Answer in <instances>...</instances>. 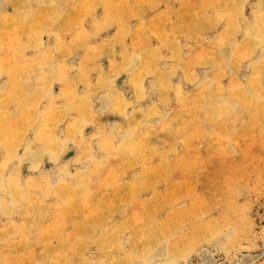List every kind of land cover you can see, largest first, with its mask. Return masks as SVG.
Masks as SVG:
<instances>
[{
  "label": "rangeland",
  "instance_id": "rangeland-1",
  "mask_svg": "<svg viewBox=\"0 0 264 264\" xmlns=\"http://www.w3.org/2000/svg\"><path fill=\"white\" fill-rule=\"evenodd\" d=\"M0 264H264V0H0Z\"/></svg>",
  "mask_w": 264,
  "mask_h": 264
},
{
  "label": "bare ground",
  "instance_id": "bare-ground-1",
  "mask_svg": "<svg viewBox=\"0 0 264 264\" xmlns=\"http://www.w3.org/2000/svg\"><path fill=\"white\" fill-rule=\"evenodd\" d=\"M139 148V147H138Z\"/></svg>",
  "mask_w": 264,
  "mask_h": 264
}]
</instances>
